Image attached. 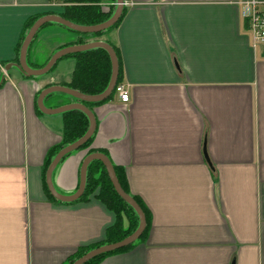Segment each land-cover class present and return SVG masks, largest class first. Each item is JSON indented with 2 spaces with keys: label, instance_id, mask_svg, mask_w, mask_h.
Wrapping results in <instances>:
<instances>
[{
  "label": "crops",
  "instance_id": "0c3cea01",
  "mask_svg": "<svg viewBox=\"0 0 264 264\" xmlns=\"http://www.w3.org/2000/svg\"><path fill=\"white\" fill-rule=\"evenodd\" d=\"M240 1L125 0L118 26L86 40L117 47L129 93L93 107L90 147L124 170L150 212L145 238L100 264H264V44H251ZM69 4L0 0V264H62L114 221L97 192L66 202L46 185L63 117L36 100L48 83L70 79L74 59L41 77L16 66L25 22L63 17ZM77 39L45 23L28 60L43 63ZM86 155L78 149L57 164L58 192L76 191Z\"/></svg>",
  "mask_w": 264,
  "mask_h": 264
},
{
  "label": "trees",
  "instance_id": "16d2710c",
  "mask_svg": "<svg viewBox=\"0 0 264 264\" xmlns=\"http://www.w3.org/2000/svg\"><path fill=\"white\" fill-rule=\"evenodd\" d=\"M65 1L69 2L70 4L65 6V11L62 15L63 18L79 25H94L103 22L112 15L113 11L116 8V3H115L116 0H65ZM103 1H108V3L107 4L102 3ZM125 9H126L125 6H123L121 15L118 18V20L111 27L102 31L83 33L76 31L74 29H70L67 27L66 28L78 35V39L76 41V43L78 44L85 43L86 40L90 38L99 39L101 36L107 34L108 32H110L111 30L115 29L118 26L122 17L124 16ZM36 19L37 18H30L25 22L24 24L25 32L24 35L22 36V39L17 45V55L19 54V49L26 32L29 30V28ZM106 42L113 47L118 59L119 68H118L117 82L115 84L116 86L118 83L121 82V78H122L119 52L117 47L114 46L111 42L109 41ZM28 50H27L26 58L29 66L33 68H39L46 63L47 60L40 64H31L28 60ZM66 57H71L74 59V67L70 79L68 81L61 82L63 86L69 87L71 89L89 95L100 93L107 87L111 76V62L108 52L105 49L101 47L85 49V50L69 53L63 56L62 58H60L59 60ZM58 61L47 73L41 76H45L50 72H52L55 69ZM16 63H18V56L16 57ZM41 76H37V77H41ZM50 85L52 84L48 83L46 87ZM115 86L112 92L104 100L101 101H96V102L80 101L79 99L65 92L54 91L46 94V96L44 97V104L49 108H54L67 103L80 101L92 111L95 105L110 100L114 96ZM48 101L50 102L49 104ZM61 114L63 117L62 139L58 145H55L54 147H51L48 150L44 164V171H46L51 159L57 153V151L60 150L63 146L81 137L85 133L89 125V120L87 115L79 109L66 110L61 112ZM95 132L96 129L94 133L90 136V138L85 143H83L78 149L88 148V154L92 152H96L94 148L90 147ZM113 167L116 176L123 189L127 193L133 196V198L138 202V204L141 206L142 210L144 211L146 218V226L142 234L139 236V238L136 239L131 244L113 251L96 255L91 259L87 260L83 264H100L109 255L129 250L135 245L137 241L144 239L149 230L150 212L148 207L138 195L132 194L130 192L124 170L119 165L113 164ZM94 192H97L95 196L109 210L113 212L114 221L107 228L105 237L102 240L90 245L78 247L77 250L74 253H72L70 256H68L66 261H64L62 264H71L74 260L82 256L88 250L95 248L99 245L121 240L125 236L129 235L132 231H134L138 225V216L136 212L115 191L105 166L98 159H94L88 164L86 170L85 188L83 193L78 199H86L89 195L93 194ZM49 195L52 196L51 194Z\"/></svg>",
  "mask_w": 264,
  "mask_h": 264
},
{
  "label": "water",
  "instance_id": "95a60500",
  "mask_svg": "<svg viewBox=\"0 0 264 264\" xmlns=\"http://www.w3.org/2000/svg\"><path fill=\"white\" fill-rule=\"evenodd\" d=\"M115 3H116V8L113 11L112 15L108 19H106L105 21L94 24V25H79V24L73 23V22H71V21H69L63 17L55 16V15H44V16L37 18L24 36V39H23L22 44H21L20 49H19L18 63H16V66L18 67V69L25 76L37 77V76H41V75L47 73L56 64V62L60 58H62L63 56H65L69 53H73V52H77V51H81V50H85V49H90V48L101 47L108 52V55L110 58L111 76H110L107 87L102 92L97 93V94H93V95H89V94L81 93L77 90L71 89V88L63 86V85H50V86L45 87L44 89H42L40 91V93L37 96V100H36L39 110L43 113H61L63 111L70 110V109H79L87 115L88 120H89V125H88V128L85 131V133L81 137L76 139L75 141L63 146L60 150L57 151V153L51 159V161H50V163L46 169V173H45L46 185H47V188H48L50 194L54 198L61 200V201L70 202V201L77 200L81 196V194L83 193L84 188H85L86 170H87L88 164L92 160L98 159L105 166L107 173H108V176L110 178V181H111L115 191L118 193V195L125 202H127L134 209V211L136 212V214L138 216V225L135 228V230L132 231L129 235L125 236L121 240H118L115 242H110V243H105V244L99 245L95 248H92V249L88 250L86 253H84L82 256H80L79 258L74 260L71 264H83L87 260L91 259L92 257H94L96 255L106 253L109 251H113V250H116V249H119V248H122L124 246L131 244L132 242H134L136 239L139 238V236L142 234V232L144 231L145 226H146V218H145L144 211L142 210V208L138 204V202L133 198V196L131 194L127 193L123 189V187L121 186V184H120V182L116 176V173H115V170H114V167H113L111 160L103 152L96 151V152L89 153L88 155L85 156V158L83 159V161L81 163V167H80V178H79L78 188L73 193L62 194V193L58 192L56 190V188L54 187L53 182H52V172L55 169V167L57 166V164L67 154L78 149L94 133V131L96 129V119L94 117V114L88 107H86L80 101H91V102L101 101V100H104L112 92V90H113V88L117 82L118 68H119L118 59H117V56H116V53H115L113 47L109 43H107L106 41H102V40H96V41L79 43V44H75V45H69V46L61 47V48L57 49L49 57V59L46 61V63L42 67H39V68H33V67L29 66L27 63L26 55H27L28 47H29L30 43L32 42V39L36 35L38 29L42 25H44L45 23H48V22L58 23V24L64 25L67 28L74 29L76 31L83 32V33L102 31V30H105V29L111 27L120 17L124 3H125V0H116ZM8 68H9V65H6V67H4V71H6V69H8ZM54 91L65 92V93L79 99L80 101L67 103V104H64V105H61V106L55 107V108L46 107L44 104V97L46 96V94H48L50 92H54Z\"/></svg>",
  "mask_w": 264,
  "mask_h": 264
},
{
  "label": "built area",
  "instance_id": "2783aa9c",
  "mask_svg": "<svg viewBox=\"0 0 264 264\" xmlns=\"http://www.w3.org/2000/svg\"><path fill=\"white\" fill-rule=\"evenodd\" d=\"M239 3L240 15L247 23L251 44H264V0H241ZM115 92L122 102H128L129 93L123 83L115 86Z\"/></svg>",
  "mask_w": 264,
  "mask_h": 264
},
{
  "label": "rangeland",
  "instance_id": "374dc122",
  "mask_svg": "<svg viewBox=\"0 0 264 264\" xmlns=\"http://www.w3.org/2000/svg\"><path fill=\"white\" fill-rule=\"evenodd\" d=\"M3 71H4V69H3Z\"/></svg>",
  "mask_w": 264,
  "mask_h": 264
}]
</instances>
